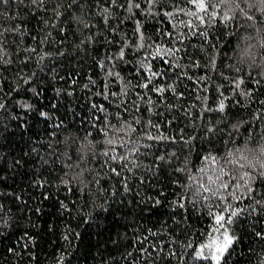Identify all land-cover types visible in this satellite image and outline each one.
<instances>
[{
  "label": "trees",
  "instance_id": "trees-1",
  "mask_svg": "<svg viewBox=\"0 0 264 264\" xmlns=\"http://www.w3.org/2000/svg\"><path fill=\"white\" fill-rule=\"evenodd\" d=\"M126 2L0 5L19 29L0 62V264H213L195 253L229 204L226 264H264V0H204L203 22L188 0ZM221 182L226 200L200 196Z\"/></svg>",
  "mask_w": 264,
  "mask_h": 264
},
{
  "label": "snow or ice",
  "instance_id": "snow-or-ice-1",
  "mask_svg": "<svg viewBox=\"0 0 264 264\" xmlns=\"http://www.w3.org/2000/svg\"><path fill=\"white\" fill-rule=\"evenodd\" d=\"M113 4L116 3V0H111ZM190 4H192L197 11H189L187 14L193 17H197L201 22H203L204 17L203 16H198V13L200 12H206L207 7L204 2V0H188ZM13 4H20L24 5L25 0H12ZM158 3V0H147V7L149 9V14H151V8H153L156 4ZM9 4V0H0V5H7ZM26 6H30L31 8L34 9H39L41 11L44 10H51L53 11L56 15H60L59 8H60V3L59 0H55V2L49 3V0H28V3ZM124 7L126 9V12L130 15L134 14V8L135 9H141V3H136L135 0H127L126 3L122 5H118V7ZM143 11V10H141ZM166 15H171V13H166ZM216 15V14H215ZM214 15V17H215ZM0 17H3L2 20H0V62H7L6 61V56L7 53L5 51V45H4V39H6L8 36L15 35L18 33L19 29L18 26L15 24H11L10 20H13L16 18V13H12L11 16H6L4 15L3 12H0ZM249 19H252V17H248ZM226 19H231L230 17H227ZM81 26L83 28H89L90 25L87 22V20L81 19L79 21ZM105 23H107V18H105ZM136 34L140 39H143L141 35V28H140V22L136 21ZM188 26H191L190 23ZM114 30V29H113ZM89 43L91 42V38H89ZM83 43V41H82ZM124 45L121 46V49L118 52V55L114 57H110L109 60L110 62L114 60H123L125 57V51H124ZM137 47L139 48H144V47H150L149 45H138ZM32 51H35V49H32ZM159 52V49L157 50ZM175 51L178 50H173V49H168L169 53H172L173 59H175ZM103 67V65H101ZM108 75L112 76L115 75L116 77H119V73H113L112 71H108ZM153 76L156 74L153 73ZM149 82H151V77L148 78ZM144 88L148 87V83L143 84ZM237 87H239V84H237ZM156 91L163 93L164 89L163 88H156ZM2 107V105H0ZM209 111H219L220 113L225 112V105L224 103H220L218 105V109H208ZM45 115V114H41ZM207 131L211 132L214 131V129H206ZM150 139L152 137H149ZM231 155V153H229ZM163 159V157H161ZM208 159V158H205ZM211 159L215 160V157H212ZM242 167V165H241ZM264 175V172L261 173ZM223 175H226L229 177V179H233L231 172H226L223 173ZM248 173H244L243 176L240 177V179H244V177H247ZM217 179L219 180L220 177L218 176ZM210 182H212L210 180ZM235 187L239 188L240 185L237 184ZM230 185L226 182H221L218 188L213 191L209 187H206L204 184L199 185V194L202 196L204 200H207L209 197L203 195L204 193H209L211 192L213 196H216L220 201H224L227 199L225 195H219L220 190L223 189L226 192L229 190ZM249 191L251 189L249 188ZM157 203H159L157 201ZM257 204H260V201H256ZM180 207L183 208L184 205L183 203L180 204ZM241 210H235L231 209V205H227L222 212L214 214V222L215 226L213 228V238L207 243V244H201L199 246L198 251L195 253V257L199 260H210L213 262V264H221L222 261H224V264H226V260H224L225 255L228 254L230 247L232 244L235 242V237L232 236L229 233V228L231 227L233 223V218L236 217ZM255 211V209H253ZM4 214L3 206L0 205V215ZM227 214V216H226ZM257 235H260V233H257Z\"/></svg>",
  "mask_w": 264,
  "mask_h": 264
}]
</instances>
